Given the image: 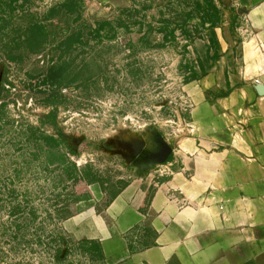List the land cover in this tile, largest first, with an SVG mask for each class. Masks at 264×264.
I'll use <instances>...</instances> for the list:
<instances>
[{
	"label": "rangeland",
	"instance_id": "rangeland-1",
	"mask_svg": "<svg viewBox=\"0 0 264 264\" xmlns=\"http://www.w3.org/2000/svg\"><path fill=\"white\" fill-rule=\"evenodd\" d=\"M227 14L221 0H0V264H89L63 223L94 186L126 184L132 151L182 131Z\"/></svg>",
	"mask_w": 264,
	"mask_h": 264
},
{
	"label": "crops",
	"instance_id": "crops-1",
	"mask_svg": "<svg viewBox=\"0 0 264 264\" xmlns=\"http://www.w3.org/2000/svg\"><path fill=\"white\" fill-rule=\"evenodd\" d=\"M221 3L216 62L169 157L143 143L126 184L94 186L63 223L89 264H264V0Z\"/></svg>",
	"mask_w": 264,
	"mask_h": 264
},
{
	"label": "water",
	"instance_id": "water-1",
	"mask_svg": "<svg viewBox=\"0 0 264 264\" xmlns=\"http://www.w3.org/2000/svg\"><path fill=\"white\" fill-rule=\"evenodd\" d=\"M158 143H160V144L162 145V148L165 149V153L163 154L162 158L160 159L161 161H165V160L169 157V155H170V153H171V148H170V147L165 143V141H163V140H159ZM141 147H142V145L139 146L138 149H136V152H135L134 155L137 154L138 150H139Z\"/></svg>",
	"mask_w": 264,
	"mask_h": 264
},
{
	"label": "built area",
	"instance_id": "built-area-1",
	"mask_svg": "<svg viewBox=\"0 0 264 264\" xmlns=\"http://www.w3.org/2000/svg\"><path fill=\"white\" fill-rule=\"evenodd\" d=\"M258 83V81H256Z\"/></svg>",
	"mask_w": 264,
	"mask_h": 264
}]
</instances>
